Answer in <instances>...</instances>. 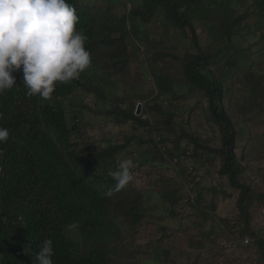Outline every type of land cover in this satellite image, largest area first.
Listing matches in <instances>:
<instances>
[{
    "label": "trees",
    "instance_id": "obj_1",
    "mask_svg": "<svg viewBox=\"0 0 264 264\" xmlns=\"http://www.w3.org/2000/svg\"><path fill=\"white\" fill-rule=\"evenodd\" d=\"M248 1L141 0V6L131 7L120 18L112 17L108 12L107 16L102 14L99 18L93 8L80 0H67L78 15L77 29H82L88 37L85 47L92 54V62L105 73L99 78V90L107 87L102 84L111 74L124 72L131 62L125 42L127 34L130 33L137 42L142 40L145 44L147 41L143 30L134 22L135 17L144 25L158 13L174 28L181 31L188 28L196 34L195 19L188 14L197 11V17L203 16L202 21L197 20L211 42L202 46L203 43L194 38L195 51L186 54L181 61L176 81L186 87L185 98L174 92L168 76H159L155 79L158 88L153 94V104L148 108L155 117L153 123L138 117L132 107L122 108L120 99L113 100L106 115L119 116L122 124H140L150 134L146 140L139 139L145 144L147 155L139 163L141 168L145 165L169 168L173 164L177 168L179 177L176 179L161 177L165 183L173 185L160 195L162 203L168 207L169 218L180 217L182 228L184 218L194 216L197 237L241 240L239 249L245 253V258L255 248L258 253L256 264H264V190L253 191L251 182L245 177L248 167L243 157L236 153L237 124L226 113L225 94L232 88L222 80V68L230 67L240 69L239 78L243 83L255 79L256 62L251 60L254 57L251 44L254 43L238 47L233 38L238 34L248 39L249 33L259 32V29L251 31L246 22L252 16L251 8H258L259 28L264 31V0H252L241 15L234 16L230 7L232 2L246 4ZM260 38L264 41V32ZM261 48L264 50V43ZM107 61L108 65L104 67ZM213 64L215 69L211 70ZM14 75L16 86L0 96V126L10 132L7 143L0 144V264H34L45 239L53 241L54 264H118L112 253L120 257L116 248L132 244L137 229L150 217L142 206L144 191L134 185L114 191L116 182L108 175L109 170L116 169L122 152L135 137H126L122 145L99 151L74 150L83 123L80 112H76L68 115L72 125L68 124L63 101L84 87L81 76L71 83L57 84L51 98L42 99L26 94L22 72ZM195 94L206 99V117L220 135L221 146L216 151L207 140L186 133L183 125L179 131L174 129L175 114L184 99H192ZM193 110L194 106L190 112ZM184 122L185 125L189 123ZM169 132L173 138L169 137ZM214 152L219 160L217 175L225 178L233 193L238 192L235 215L220 217L212 201L201 205L204 202L202 192L206 188H199L200 179L196 175L199 166L194 163L209 168L215 163ZM187 160L193 164L187 165ZM189 185H192L195 198L184 202ZM219 186L213 185L208 192L225 194ZM181 188L185 192L182 193ZM109 191H112L111 196L106 195ZM187 205L193 209V215L184 216L183 207ZM254 210L260 213L261 219L257 222L258 216L252 215ZM70 227L77 232L74 239L66 233ZM167 229L166 226L159 228L162 232L159 245L169 240ZM116 237L119 245L115 243ZM245 238L249 239L247 245L243 244ZM168 255V249L164 250L165 259Z\"/></svg>",
    "mask_w": 264,
    "mask_h": 264
},
{
    "label": "rangeland",
    "instance_id": "obj_2",
    "mask_svg": "<svg viewBox=\"0 0 264 264\" xmlns=\"http://www.w3.org/2000/svg\"><path fill=\"white\" fill-rule=\"evenodd\" d=\"M80 2L88 8H93L99 18L102 17V14L107 16V12L112 17L120 18L131 7L141 6L142 3L141 0H80ZM250 2L252 0L246 4L232 2L230 7L235 12L233 15H241L244 9L250 7L248 6ZM250 14L252 16L248 17L246 22L251 31L259 29V32L249 33L248 39L234 34L233 40L238 47H245L250 42L256 44L255 46L251 44L254 51V57H251V60L256 62L254 65L255 79L251 83H243L239 78L240 69L230 67L222 68V80L225 85L232 88L229 94H225V100L226 113L231 121L237 124L239 131L236 153L239 157H243L245 165L248 167L245 177L251 182L253 191L262 192L264 190V50L261 47L264 41H260V35L264 31L259 28L261 18L258 8H251ZM197 15H199L197 11H191L188 14L189 17L195 19L196 34H193L188 28H185V31L174 28L158 13L154 14L151 20L145 22L144 25L139 24V18L135 17L134 22L143 30L147 41L145 44L142 40L137 42L130 33L127 34L125 42L128 53L131 55V62L125 67V71L116 75L111 74L102 84L107 87L99 90L97 88L99 78L105 73L96 66V63L91 62L88 70L80 75L84 83L83 86L87 85L86 88L77 89L63 101L67 116L70 113L80 112V121L83 123L81 135L77 139L78 142L74 150L81 151L88 148L91 151H99L112 145H122L126 137H135L122 152L121 159L131 158L137 165V171L136 168L133 170L135 179L129 185H134L144 191L142 206L148 210L150 217L146 218L145 222L137 229L132 244L116 248L119 250L117 253L120 257L112 253L115 263L118 264H256L255 259L258 258L255 248L250 250L247 254L249 257L245 258V253L242 254V250L239 249L241 240L230 238L228 234L226 236L229 238L225 240L213 237L206 240L203 237H197V229L193 223L196 220L194 216L184 218L185 215H193L194 211L189 205L183 207L184 216L181 213L185 222V224L183 222L182 228L179 224L180 217L169 218L168 207L162 203L160 195L173 188V185L165 183L161 177L163 175L176 179L179 177L177 168L174 164L169 168L164 165L159 169L146 165L141 168L139 163L147 155L144 152L145 144H142L139 139L146 140L150 134L146 133L140 124L137 125L134 122L122 124L119 122V116L106 115V110L113 100L120 99L122 108L132 107L136 112L139 105L140 113L137 116L152 122L155 117L152 116L148 108L153 104V94H156L158 88V82L155 79L159 76H168L174 92L185 98L186 87L179 85L176 81L177 75H180L181 61L186 54L195 51L194 38L203 43L202 46L211 42L197 20L202 21L203 16L197 17ZM104 63V67H106L108 61ZM210 69L214 70L215 64L211 65ZM184 100L179 111L175 114L174 129L179 131L180 125H183L186 133H191L201 140H207L211 148L215 151L218 150L221 146L220 135L216 127L211 125L206 117V99L195 94L192 99L187 97ZM163 105L166 107L165 103ZM192 106L195 107V110L190 112ZM66 120L69 125H72L69 116ZM184 121L189 123L185 125ZM168 134L173 138L171 132ZM211 157L213 158L214 155ZM214 159L215 163L209 168L208 165L206 168L204 165L194 163L199 166L196 170V175L200 179L199 188H206L202 192L204 202L201 205L212 201L216 208L215 211L220 217H227L232 213L235 215L238 192L233 193L225 178L217 175L219 168L217 153H215ZM186 163L187 165L193 164L191 160H187ZM215 184H220L219 187L225 194L221 192L213 195L208 192V189ZM180 191L185 192L183 188ZM252 215L258 216L256 222L261 219L258 210L252 211ZM162 226L168 227L166 233L170 238L159 245L158 239L162 235L159 228ZM66 233L69 238L77 237V232L73 227L67 228ZM115 243L119 245L118 237H116ZM111 246L113 247L112 244ZM166 249H168L169 255L165 259L164 250ZM232 250L236 252H231Z\"/></svg>",
    "mask_w": 264,
    "mask_h": 264
},
{
    "label": "clouds",
    "instance_id": "obj_3",
    "mask_svg": "<svg viewBox=\"0 0 264 264\" xmlns=\"http://www.w3.org/2000/svg\"><path fill=\"white\" fill-rule=\"evenodd\" d=\"M78 23L76 10L67 0H0V96L16 86L17 72L23 74L26 94L42 99H50L57 84L79 79L90 67L92 54ZM9 135L0 126V144L7 143ZM136 166L131 158L119 159L116 169L108 171L116 182L114 191L134 181ZM187 191L188 199L194 200L192 188ZM54 255L53 241L45 239L34 264H54Z\"/></svg>",
    "mask_w": 264,
    "mask_h": 264
},
{
    "label": "built area",
    "instance_id": "obj_4",
    "mask_svg": "<svg viewBox=\"0 0 264 264\" xmlns=\"http://www.w3.org/2000/svg\"><path fill=\"white\" fill-rule=\"evenodd\" d=\"M189 187L192 188V185H189ZM194 196H195L194 193H190V198H194ZM187 200H188V197L184 199V202H186ZM245 241H247V242H245ZM243 244H245V245L249 244V239L248 238H245L243 240Z\"/></svg>",
    "mask_w": 264,
    "mask_h": 264
},
{
    "label": "water",
    "instance_id": "obj_5",
    "mask_svg": "<svg viewBox=\"0 0 264 264\" xmlns=\"http://www.w3.org/2000/svg\"><path fill=\"white\" fill-rule=\"evenodd\" d=\"M140 113V107L138 105L137 109H136V115H138Z\"/></svg>",
    "mask_w": 264,
    "mask_h": 264
}]
</instances>
